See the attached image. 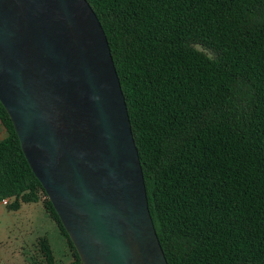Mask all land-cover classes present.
I'll use <instances>...</instances> for the list:
<instances>
[{"label":"trees","instance_id":"1","mask_svg":"<svg viewBox=\"0 0 264 264\" xmlns=\"http://www.w3.org/2000/svg\"><path fill=\"white\" fill-rule=\"evenodd\" d=\"M108 37L169 264H264V0H88ZM0 202L42 201L0 101ZM38 247L55 260L47 237Z\"/></svg>","mask_w":264,"mask_h":264},{"label":"water","instance_id":"2","mask_svg":"<svg viewBox=\"0 0 264 264\" xmlns=\"http://www.w3.org/2000/svg\"><path fill=\"white\" fill-rule=\"evenodd\" d=\"M0 101L83 264H169L88 0H0Z\"/></svg>","mask_w":264,"mask_h":264},{"label":"rangeland","instance_id":"3","mask_svg":"<svg viewBox=\"0 0 264 264\" xmlns=\"http://www.w3.org/2000/svg\"><path fill=\"white\" fill-rule=\"evenodd\" d=\"M6 134V128L0 120V140ZM41 202L26 205L23 211L16 216L15 221L17 223L28 224V229L22 230L24 235L28 232L26 246L24 248L21 247L20 239L18 241L4 242V245H0V264H18L20 262L26 264H41L38 249L33 245L36 242L34 236L40 231V227L43 228L44 233L52 238L54 250L58 258H63V247L56 241L55 233L58 227L49 214L42 212L44 207ZM0 220L6 221L4 218H0ZM16 232L19 234L21 230H17ZM45 264L47 263L45 262Z\"/></svg>","mask_w":264,"mask_h":264},{"label":"crops","instance_id":"4","mask_svg":"<svg viewBox=\"0 0 264 264\" xmlns=\"http://www.w3.org/2000/svg\"><path fill=\"white\" fill-rule=\"evenodd\" d=\"M41 202V201H39ZM35 202H31V203H23L19 209L17 210H10L8 209V206L7 205H4L3 203L0 202V218H4L6 221H3V220H0V245H4V242H8V241H19L21 242V247L24 248L26 246V241H27V233L24 235L22 230L25 229L27 230L28 229V224H22V223H17L15 221V218L16 216L21 213L23 211V209L25 208L26 205H29V204H34ZM43 204V202H41ZM44 207V205H43ZM41 212V211H40ZM42 212L43 213H46V210L45 208L42 209ZM54 221V220H53ZM55 222V221H54ZM54 224V223H53ZM56 224V223H55ZM57 225V224H56ZM58 227V226H57ZM17 230H21V232L18 234L16 231ZM56 241L63 247V258L62 259H59L58 256L56 255L55 253V250H54V246H53V243H52V238L43 232V228L40 227V231L37 232V234H35L34 238H35V241L33 243L34 247L38 249V252L40 254V261H41V264H45V262L47 264H50L48 263L43 254L40 252L39 250V247H38V241L41 237H47L53 250H54V255H55V260L53 263L51 264H68L70 263L72 260H73V254L72 252L70 251L69 247H68V244H67V241L66 239L63 237V235L61 234L59 228L56 229ZM18 264H26V263H18ZM28 264V263H27ZM37 264V263H35Z\"/></svg>","mask_w":264,"mask_h":264},{"label":"built area","instance_id":"5","mask_svg":"<svg viewBox=\"0 0 264 264\" xmlns=\"http://www.w3.org/2000/svg\"><path fill=\"white\" fill-rule=\"evenodd\" d=\"M10 202H11V199L8 198V197L3 198V199L1 200V203H3L4 205H8Z\"/></svg>","mask_w":264,"mask_h":264}]
</instances>
